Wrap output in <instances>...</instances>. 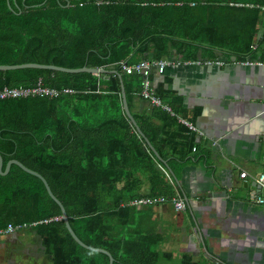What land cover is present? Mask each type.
Here are the masks:
<instances>
[{"label":"trees","instance_id":"obj_1","mask_svg":"<svg viewBox=\"0 0 264 264\" xmlns=\"http://www.w3.org/2000/svg\"><path fill=\"white\" fill-rule=\"evenodd\" d=\"M263 48L264 0H0V64L103 69L0 70V89L54 91L0 99L2 170L16 159L40 173L77 237L107 250L112 264H166L170 255L159 249L149 211L161 203L133 201H170L194 137L182 135L173 144L148 114L134 112L143 78L125 73L123 64L167 59L172 52L182 61L260 60ZM153 70V92L172 109L162 83L154 86ZM121 84L159 159L125 115ZM161 107L152 108L175 124ZM8 223H26L51 264H109L106 254L72 238L42 181L15 164L0 174V228Z\"/></svg>","mask_w":264,"mask_h":264},{"label":"crops","instance_id":"obj_2","mask_svg":"<svg viewBox=\"0 0 264 264\" xmlns=\"http://www.w3.org/2000/svg\"><path fill=\"white\" fill-rule=\"evenodd\" d=\"M260 52V60L217 57L210 64L200 57L182 61L172 52L163 72L153 73L154 86L162 83L174 107L133 98L134 112L148 114L173 144L182 135L194 137L187 147L191 157L173 180L185 208L176 211L169 202L149 207L159 249L170 255L166 262L264 264V202H256L264 191L252 185L264 169V48ZM153 106H162L175 124ZM26 233L0 239H22L29 246L23 250L35 252L19 263L51 264L40 238Z\"/></svg>","mask_w":264,"mask_h":264},{"label":"built area","instance_id":"obj_3","mask_svg":"<svg viewBox=\"0 0 264 264\" xmlns=\"http://www.w3.org/2000/svg\"><path fill=\"white\" fill-rule=\"evenodd\" d=\"M215 63H219L218 61H214ZM171 62L168 59H160V60H142L135 64L130 65H124L123 69L125 73L131 74V73H137L142 76L143 81L140 88V91L138 92V96L142 99L147 100L152 105H162L161 99L154 94L153 89L151 87V79H150V73L151 70L154 68L157 73H162L164 68L169 65ZM207 64L213 63V61H206ZM48 94L52 95L54 94L53 90L45 89V88H10V87H3L0 89V99L4 98H10V97H23L27 96L28 94ZM166 109H169L168 106L163 105ZM187 125L191 126L189 123L185 122ZM241 178L247 177L246 171H241L239 173ZM255 181L260 185V189L264 191V169L261 171V173L255 178ZM173 189H174V195L170 198L169 203L172 205L174 210L180 211L185 208V200L183 199L180 190L176 186L174 182H172ZM166 199L162 196L157 198H141L133 201V203L136 204H150L154 202L163 203ZM256 202L263 203L264 202V196L263 194H258L256 196ZM34 224V223H32ZM28 225L26 223H20V224H12L8 223L4 228H0V237L5 236L8 234H13L18 230H21L23 228H26Z\"/></svg>","mask_w":264,"mask_h":264},{"label":"water","instance_id":"obj_4","mask_svg":"<svg viewBox=\"0 0 264 264\" xmlns=\"http://www.w3.org/2000/svg\"><path fill=\"white\" fill-rule=\"evenodd\" d=\"M261 31H258L257 33V38H259L261 36ZM21 68H38V69H50V70H56V71H61V72H67V73H77V72H92V73H98L99 71H103V69H98V68H90V67H86V66H82V67H78V68H70V67H63V66H58V65H54V64H44V63H36V62H26V63H20V64H0V70H13V69H21ZM121 97H122V108L124 110L125 115L127 116V118L131 121V123L134 125V127L136 128L137 132L144 138V140L147 142L149 148L153 151L154 155L159 159V155L158 153L153 149V147L149 144V142L147 141V139L145 138V136L143 135V133L141 132V130L139 129V127L137 126L130 110L127 104V100H126V95H125V91H124V87L121 84ZM2 157L0 155V174L1 175H5L7 174V172L10 169L11 164H15L17 166H19L22 170H24L25 172L32 174L36 177H38L42 183L44 184L46 191L48 193V195L58 204V206L61 209V217L64 221L65 227L68 230V232L70 233V235L72 236V238L82 247L92 250V251H97V252H102L104 254H106L109 257V264H112L113 262V258L111 256V254L103 249V248H99V247H92L89 246L87 244H85L84 242H82L77 235L75 234V232L73 231V229L71 228L69 221H68V217H67V213L64 209V206L62 205V203L55 197V195L52 193L47 181L45 180V178L38 173L37 171H34L28 167H26L25 165H23L20 161L16 160V159H10L6 162L4 170H2ZM170 172V171H169ZM171 176L173 177L172 173L170 172ZM253 186H256L257 188L260 187L259 184H257L256 182L252 183Z\"/></svg>","mask_w":264,"mask_h":264},{"label":"rangeland","instance_id":"obj_5","mask_svg":"<svg viewBox=\"0 0 264 264\" xmlns=\"http://www.w3.org/2000/svg\"><path fill=\"white\" fill-rule=\"evenodd\" d=\"M31 231L30 228H23L21 230L16 231V235L21 237L23 234L28 235L26 232ZM5 245L0 244V264H29V263H19L22 260H25L24 258L32 256L35 252L30 250H23L26 247H29L27 244H21L22 239H13L6 238ZM0 239V242L3 241ZM19 243V244H18ZM45 262V259H44ZM167 264H181L180 262H166Z\"/></svg>","mask_w":264,"mask_h":264},{"label":"flooded vegetation","instance_id":"obj_6","mask_svg":"<svg viewBox=\"0 0 264 264\" xmlns=\"http://www.w3.org/2000/svg\"><path fill=\"white\" fill-rule=\"evenodd\" d=\"M0 238H3V236H1ZM1 244H3V243H1Z\"/></svg>","mask_w":264,"mask_h":264}]
</instances>
